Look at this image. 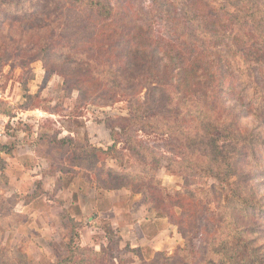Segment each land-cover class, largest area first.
Masks as SVG:
<instances>
[{"label":"rangeland","instance_id":"1","mask_svg":"<svg viewBox=\"0 0 264 264\" xmlns=\"http://www.w3.org/2000/svg\"><path fill=\"white\" fill-rule=\"evenodd\" d=\"M238 1L244 4L243 8L238 7ZM256 1L264 2L105 0L113 7V24L103 28L108 31L105 33L96 32L97 27L92 26L98 20L88 1L0 0V142L15 150L12 157L4 154L10 162L8 172L15 173L19 167L23 170L22 162L17 159L25 156L23 152L30 145L34 158L30 165L40 163L41 167V163L45 164L52 174L62 170L60 178L71 188L83 189L84 196L91 191L85 184L93 180L91 186L98 185L96 175L101 170L113 168L140 175L138 178L113 179L117 184H130L134 189L130 199L138 203L132 206L127 201L128 204L116 205L119 223H111L112 214L110 217L93 216L94 209L90 206L76 218L82 222L76 242L90 244L87 247L104 242L112 248L109 252L122 256V264H129V261L159 264L158 258L164 264H203L206 249L202 247L201 251L200 248L201 233L208 232L210 241L212 237L219 239L229 234L234 221L247 228L244 237L253 239V244L260 247L258 250L264 256V144L258 147L256 161L253 159L248 163L247 175L241 176L244 181L239 178V172L228 176L227 182L206 176L200 167L191 163L194 158L204 161L207 151L203 146L201 149L199 145V148L194 147L186 138L181 139L175 130L156 132L135 124L130 126V135H126L112 129L118 123L117 116L129 114L132 91L129 90L131 86L126 88L127 82L118 88L111 85L107 72V67L111 66L108 61L117 67L126 65L128 72L134 68L135 48L141 41L135 35L141 34L140 25L146 28L151 24L152 41L148 46L157 48L149 53V59L151 62L153 56L155 62L164 65L161 71L155 68L152 76L165 80L162 84H154L159 86L155 96L161 106L154 109V113L175 116L194 99L190 90L184 94L189 96L188 104L184 103V91L177 93L169 85L172 83L167 73L174 71L177 82L180 78L178 70L182 69L180 61L186 60L185 67L189 68L188 60L194 50H198L197 53L203 55L201 62H213L207 70L215 72L217 77L219 74L224 77L221 103L229 108L227 120H238L243 128L253 129L264 139V103L257 98L253 100L251 91L248 96V91L242 90L247 77L257 84L255 87L264 86V21L250 19L245 10ZM122 37L124 40L120 42ZM129 37H132V45H129ZM72 54H83L90 62L85 65L67 63L65 58ZM220 56L226 58L224 68L217 67ZM98 69L100 75L96 73ZM61 71L67 76L61 75ZM169 86L172 94L171 101L167 102ZM131 90H136V96L141 100L148 93L147 86L139 83ZM181 122L184 126L191 125L186 116ZM64 136L72 137L75 149L73 144L64 147L54 144L53 138ZM89 144L104 149L112 144L115 147L109 152L76 150L78 146L88 147ZM168 158H172V162L169 163ZM101 175L109 176L107 171ZM56 178L59 177L54 180ZM240 181L246 186L245 194L258 202L253 213L239 212L227 205L230 183L235 185ZM214 186L216 190H212ZM184 190L188 192L178 194ZM98 192L102 194V191ZM147 203L160 211H150ZM0 205L3 206L1 201ZM131 209H136V221L131 215L133 212H129ZM97 210L103 211L104 207ZM53 212L56 214L57 211H49V217ZM163 212H169L170 217ZM61 213L57 214V231L46 225L43 232L36 227L16 232L17 226L14 233L3 231L0 225V254L5 256V259L0 256V264L3 260L10 264V257H6L5 252L7 246H18L31 258V264L63 256L74 222L69 216L59 222ZM108 229L111 232H107ZM54 230L57 233L50 240L46 235L42 236L52 234ZM181 230L186 231L189 240ZM188 241L197 250V255L189 250L180 251V247L190 243ZM131 248H135L138 255L130 252ZM187 254H191L190 257ZM215 261L213 259L212 263L218 264Z\"/></svg>","mask_w":264,"mask_h":264},{"label":"trees","instance_id":"2","mask_svg":"<svg viewBox=\"0 0 264 264\" xmlns=\"http://www.w3.org/2000/svg\"><path fill=\"white\" fill-rule=\"evenodd\" d=\"M84 1H88L90 9L95 13V18L98 20L97 22H94V24L91 23L94 28L97 27L96 32L104 31L107 33L108 31L103 28L109 27L113 24V7L109 3L105 2V0ZM239 2L240 1L237 3L238 7L243 8L244 4ZM245 10L248 11L250 19H254L256 21L260 19V21H264V2L261 4L256 1L255 5H248ZM150 28H152L151 24H148L146 28L143 25H140L139 29L141 30V34L137 36L135 35V37L141 38V41L135 48L136 60L133 62L134 68L130 72H128L129 68L126 65H119L117 67L113 62H107L108 64L111 63V66L107 67V72L110 73L109 79L111 81V85L118 88L127 82V86L125 85L126 88L131 86L129 90L132 91V94L129 96V114L127 116H117L116 118L118 119V123L115 124L112 129L119 130L126 135H130V126H134L135 124L144 126V129H150L152 131L156 130V132H162L165 129L175 130L174 133L178 134L179 137L181 136V139L186 138L191 142V144L193 143L194 147H200L199 149H201V146H203L207 151L204 161L197 160L196 158H194V162L191 161V164H194L196 167H200L206 176L216 178L221 182H227L228 176L233 175V173L237 174L239 172V178L242 175L246 176L247 174L245 171L248 167V163L254 158L256 159L257 151H259L258 147L261 144H264L263 135L259 136V134L254 132L253 129L248 131L249 129L247 130L243 128L236 119H233L232 122L230 121L231 119L227 120L229 117V108L225 106L224 103H221L223 101L222 96L225 91L224 77L222 74H219V77H217L215 76V72L207 70L210 69V64H213V62H201L203 55L201 53H197L198 50H194L192 56L188 60L190 63L189 68L185 67L187 66L186 60L185 62L184 60L183 62L180 61L182 69L178 70L180 71V78L177 82L175 81L176 76L174 71L173 74L172 72L167 73L169 82L171 81L172 83L169 85L173 86L177 93L184 91L182 93L184 103L188 104L189 99L188 95H184L185 92L192 90L194 99L188 107H186L183 111L178 112L175 116L171 117L166 114L159 115L154 113V109L161 107L159 104L160 100L155 96V91L159 88V86H154V84L156 82H160L158 84H162L165 80L152 76L153 73H155V68H159L157 71H161L163 70L164 65H159L155 62L153 56L151 57L150 62L149 53L151 51L152 53L155 52L154 50L157 48L156 46L151 45L152 49H150L148 46L152 41ZM258 31L261 32L259 29ZM132 37L128 38L130 42L129 45L133 44ZM123 40L124 38L122 37V40L119 41L121 42ZM158 50L159 49H157V51ZM202 52L205 51L203 50ZM196 53L197 55L195 56ZM224 57L225 56H220L221 61L217 63V67H225L226 58L224 59ZM65 60L67 63L70 61L72 65H85L87 62H90V60L83 54H72L71 57L68 59L65 58ZM44 61L46 62L47 59ZM194 64L197 67H195ZM165 69H167V66ZM96 73L99 75L101 74L99 69ZM176 74L178 75V72H176ZM61 75L67 76L64 71H61ZM138 83L144 84L148 88V93L143 100L136 96V90H131ZM256 85H254L247 77V79L243 81L242 90H247L249 93L248 96H250L251 91L254 95L253 100L257 98L259 102L264 103V86H261L262 88H258L255 87ZM170 86L168 93L166 94L167 102L171 101L172 88ZM138 88L140 89L141 86H138ZM183 116H186L190 121V126H184L183 122H181ZM122 122L126 123L123 124ZM130 137L131 136L127 137V139L129 140ZM176 139L178 140V138ZM53 142L61 147H64L67 144H73L72 146L74 149L76 147L75 142L70 136H64L62 138L55 137L53 138ZM197 145H199V147H197ZM114 147L115 145L112 144L107 149H104L102 147L89 144L88 147L78 146L76 150L79 149L80 151L88 153L92 151L109 152L114 149ZM0 150L5 151L6 153L12 152L7 144L1 145ZM255 159L254 161H256ZM167 161L169 163L172 162V158H168ZM173 161L177 162L176 160ZM6 163L7 162L0 156V184L2 181H7V177L3 173ZM46 169L48 173H50V169H48V167ZM104 171H107V174L109 175L108 177L101 175ZM112 176L113 178H111ZM138 176L140 175L135 173L120 172L113 168H108L107 170H101V172L96 175L98 184L96 187L104 189H116V187L118 189L125 188L128 190L131 189L132 192L134 189L130 186V184L125 182L117 184L113 182V179L115 177L138 178ZM242 177L241 179L244 181ZM89 182L92 184L93 180H90ZM212 190H216V187H212ZM245 190L246 186H244L241 181L240 184L236 182L235 185L230 183V196L228 198L229 203L227 205L233 209L237 208L239 212L249 211V213H253L258 202H256L251 196L246 195L245 192L247 191ZM185 192L188 191L184 190L182 193L178 192V194H184ZM0 201L1 204L5 206L3 208V206L0 205V225L3 231H11L15 229L17 225L26 221L27 215L14 210V204L17 201L16 195L12 197L0 196ZM7 205H11V207H6ZM178 205L180 206L181 204ZM147 206L150 211H160V209L153 207L151 204L147 203ZM63 212L65 214H63ZM63 212L60 217L61 222L65 216H69L70 220L74 222V227L66 242L65 254L57 260H48L45 258L38 264L123 263L122 256L113 255L109 252L112 251V248H109L107 244H102L100 249L97 250L95 247L82 246L77 243L76 241L79 239V233L77 230L81 226L82 222L72 217L67 209H64ZM163 213L170 217L168 214L169 212ZM232 214L233 213H231V216ZM5 218H8L9 221H6ZM176 224L181 226L180 222H176ZM224 224L223 226H225ZM230 227L231 231L229 234L221 236L219 239L217 237H212L211 241L209 240L208 232L207 234L203 232L201 233V236L203 237L201 239L202 244H200V248L201 251L202 247H205L206 249V254L202 256V259H206L203 264H215L212 263L213 259H216L215 262H218V264H264V256H262L258 250L260 247L253 244V239H246L244 237V233L247 232V228L241 227L236 221H234ZM181 231L183 236L188 239L189 237H187L188 234H186V231ZM107 232H111V229H108ZM188 250L195 252L194 254L197 255V250H194L191 242L186 243L183 247H180V251L188 252ZM5 252L7 254L6 257H10V264H31V258L27 256V254H24L18 246H7ZM130 252L134 255H138L135 248H131ZM207 254H209L208 258H206ZM190 255L187 254V257H190ZM0 256H3L5 259L4 255L0 254ZM142 260V262L145 261L143 258ZM129 262V264H133L134 261ZM158 263L164 264V261L161 258H158ZM2 264H6V262L3 260ZM144 264L146 263L144 262Z\"/></svg>","mask_w":264,"mask_h":264},{"label":"crops","instance_id":"3","mask_svg":"<svg viewBox=\"0 0 264 264\" xmlns=\"http://www.w3.org/2000/svg\"><path fill=\"white\" fill-rule=\"evenodd\" d=\"M6 144L5 142H0V145ZM19 147V146H18ZM15 150H12V153H6L5 151L0 150V156L7 162L6 167L3 171V173L7 177V181H2L0 184V196L4 197H12L14 195L17 196L16 205L14 207V210L27 215V219L25 222L17 225L18 228L17 231H21V229L30 230L33 228H37L38 230L42 231L46 229V225L49 226V228L56 229L57 231V220L59 212H63L64 209H67L68 212L72 217L79 218L80 215L87 209L88 206L92 207L94 210L93 216H96L98 214H101V216L107 217V215L112 214V216L109 218L111 223H119L118 220L120 219L118 217L119 214L116 215L117 211V204H138L133 203L132 199H130V196H132V192L130 190H127L125 188L123 189H99L96 186H91L90 183H87V185L90 188V192H87V195L84 196L82 194L80 189H74L71 188L70 185H67L61 178L59 173H63L59 171L57 174H50L47 171V167L45 164L41 163V167L39 166L40 163L37 164H31L33 159V149L29 145V148L24 151L25 153L23 158H18L17 160L22 162L23 164V170L21 167L18 169L15 173H9V159L5 155H11L14 153ZM19 152V150L17 151ZM5 154V155H4ZM20 154V153H18ZM14 156H16L14 154ZM18 157V156H17ZM45 161V159H44ZM1 174V172H0ZM55 177L56 180H54ZM58 185L57 188H55ZM98 191H102V194ZM51 192V195H49ZM56 193V194H55ZM55 194V195H53ZM52 196V197H50ZM134 197V196H133ZM135 198V197H134ZM127 199V200H126ZM137 200V198H135ZM133 199L135 202L136 200ZM128 201V202H127ZM47 204V205H45ZM104 207L103 211H98L97 208ZM142 207V205H139ZM145 207V206H144ZM49 208V210H47ZM106 208V209H105ZM136 208V207H135ZM96 209V210H95ZM56 210L52 213V217H49V211ZM143 211V208H142ZM87 212V210H86ZM129 212L131 213L132 217H136V209H131ZM109 213V214H108ZM125 214V213H121ZM115 215V216H114ZM98 218V216H96ZM115 219V220H114ZM135 221L137 219L134 218ZM44 220V223H43ZM77 220V219H76ZM140 221V220H138ZM61 222V218L60 221ZM25 231V230H24ZM52 232V234L44 233L42 236L46 235L47 239L50 240L51 237L56 234V232ZM7 232H15V229ZM22 232V231H21ZM140 241L143 240L142 237H139ZM1 241V240H0ZM47 242V240H46ZM48 243V242H47ZM101 244H96L97 246H94L97 250L100 249ZM82 246H87L90 244H83L80 243ZM51 247V245L49 244ZM52 250V248H51ZM45 254L48 256V253L44 251Z\"/></svg>","mask_w":264,"mask_h":264}]
</instances>
